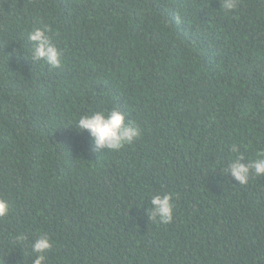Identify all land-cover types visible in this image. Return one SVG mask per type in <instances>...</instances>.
I'll use <instances>...</instances> for the list:
<instances>
[{
  "label": "trees",
  "instance_id": "16d2710c",
  "mask_svg": "<svg viewBox=\"0 0 264 264\" xmlns=\"http://www.w3.org/2000/svg\"><path fill=\"white\" fill-rule=\"evenodd\" d=\"M222 4L0 0V264L40 234L44 264H264V177L226 172L264 151V0ZM45 27L58 68L32 60ZM114 109L141 134L95 151L75 124Z\"/></svg>",
  "mask_w": 264,
  "mask_h": 264
},
{
  "label": "clouds",
  "instance_id": "9594fccd",
  "mask_svg": "<svg viewBox=\"0 0 264 264\" xmlns=\"http://www.w3.org/2000/svg\"><path fill=\"white\" fill-rule=\"evenodd\" d=\"M223 9L233 11L237 7V0H223ZM48 29L35 28L30 31L28 39L32 45V60L43 61L50 68L61 66V52L51 42L47 35ZM78 133L87 132L91 137L92 147L95 151L107 149L119 151L125 145L136 141L141 134V129L133 123H125V114L112 110L108 114L104 111L93 112L90 115H82L75 124ZM233 152L237 148L233 146ZM244 157L239 156L232 160L227 168V175L232 177L239 185H246L250 176L264 177V151L257 153V158L250 162H243ZM171 194L153 195L150 201L151 207L147 209L148 219L152 222L170 224L173 220L174 205ZM9 214V204L0 199V218ZM16 240L23 242L22 235ZM52 242L46 234H40L31 243L33 255L32 264H44L45 254L51 249Z\"/></svg>",
  "mask_w": 264,
  "mask_h": 264
}]
</instances>
